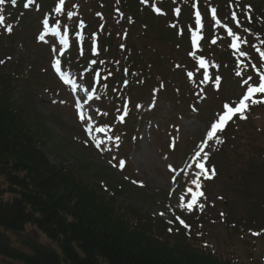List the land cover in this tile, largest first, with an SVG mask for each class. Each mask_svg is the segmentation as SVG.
<instances>
[{
	"label": "trees",
	"instance_id": "16d2710c",
	"mask_svg": "<svg viewBox=\"0 0 264 264\" xmlns=\"http://www.w3.org/2000/svg\"><path fill=\"white\" fill-rule=\"evenodd\" d=\"M29 15L68 31L72 45L67 68L94 88L102 114L119 113L121 118L124 109L133 111L142 101L140 89L162 92L161 86L172 79L180 105V98H189V74L203 85L199 62L206 58L208 66L215 67L213 54L220 63L212 77L226 74L228 61L243 77H251L247 69L252 77L264 74V0H0V18L7 27L22 24L27 30ZM13 29L8 33L12 43L18 39ZM196 37L207 41L206 49H195ZM174 43L176 52L170 48ZM1 62L0 264H243L223 240L212 241L211 229L195 233L210 220L200 203L208 193L205 184L198 200L175 216V223L143 218L135 207L118 201L128 190L102 181L103 169L73 155L44 124L33 129L25 110L13 107L9 89L23 61L9 57ZM256 104L247 116L264 110ZM187 106H179V116H185ZM239 118L221 132V146ZM122 119L127 120L125 115ZM44 142L51 143L61 165L50 163L40 149ZM261 158L251 166L264 169ZM130 192L146 196L139 188ZM214 218L226 229L237 228ZM27 226L35 227L56 249L24 238ZM7 233L19 237L22 249L13 246Z\"/></svg>",
	"mask_w": 264,
	"mask_h": 264
},
{
	"label": "rangeland",
	"instance_id": "374dc122",
	"mask_svg": "<svg viewBox=\"0 0 264 264\" xmlns=\"http://www.w3.org/2000/svg\"><path fill=\"white\" fill-rule=\"evenodd\" d=\"M39 17L28 16L27 30H23L22 24L14 27L18 33L16 42L12 43L6 36L0 42V64L9 57L23 61L9 89H12L13 107L25 110L33 129L44 124L73 155L103 169L102 181L128 190L118 197L119 202L129 203L143 218L162 219L166 223H175V216L184 214L191 206V195L200 191L202 176L213 158L208 169L211 174L205 183L208 193L201 196L200 202L201 210L209 212L210 220L195 233L211 229L212 241L216 243V237L223 240L243 264L263 261L264 169L253 167L250 162L264 157V110L259 111V115H245L222 146L220 133L211 130V125L226 108L233 106L234 115L243 111L254 87L243 92L244 88L236 80L231 81L229 74L219 91L200 85L199 80L193 81L185 86L189 98H180V105L189 103L185 116L178 114L180 105L176 102L175 80L167 83V89L157 98L152 92L140 89L139 92L146 95L142 98L145 103L135 115L131 114L125 127L117 126L124 144L109 146V130L97 126L98 108L93 94L76 76L59 75L57 70L64 68L62 60L67 53L65 43L57 41L50 32L44 33ZM170 48L177 51L175 43ZM33 68L35 71L30 74ZM247 73L252 77L250 69ZM256 81L258 77H254V83ZM109 115L110 129L116 124L114 113ZM40 149L52 165L62 164L52 151L51 143L44 142ZM241 157L244 163L240 162ZM240 179L245 180L246 188H242ZM132 188L142 190L145 198L131 194ZM214 216L224 218L226 224L237 228H224ZM6 236L13 246L22 249L17 235L7 233ZM24 238L56 249V245L33 226L26 227Z\"/></svg>",
	"mask_w": 264,
	"mask_h": 264
}]
</instances>
